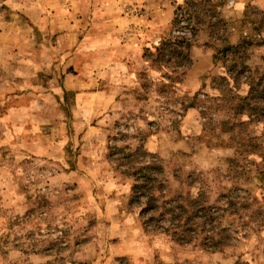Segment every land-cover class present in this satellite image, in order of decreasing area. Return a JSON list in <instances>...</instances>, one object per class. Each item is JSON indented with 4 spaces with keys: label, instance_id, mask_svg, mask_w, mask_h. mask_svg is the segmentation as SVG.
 <instances>
[{
    "label": "rangeland",
    "instance_id": "obj_1",
    "mask_svg": "<svg viewBox=\"0 0 264 264\" xmlns=\"http://www.w3.org/2000/svg\"><path fill=\"white\" fill-rule=\"evenodd\" d=\"M260 82L264 0H0V264H264ZM126 148L228 241L146 232Z\"/></svg>",
    "mask_w": 264,
    "mask_h": 264
},
{
    "label": "trees",
    "instance_id": "obj_2",
    "mask_svg": "<svg viewBox=\"0 0 264 264\" xmlns=\"http://www.w3.org/2000/svg\"><path fill=\"white\" fill-rule=\"evenodd\" d=\"M260 86L261 82L251 85L243 102L250 112L264 115V105H257V99L264 98V86ZM123 150L127 160L123 164L125 169L120 167V171L134 182L132 201L140 208L139 218L146 232L151 230L152 225L161 229L159 223L166 220L168 225L163 230L171 232L179 242L186 241L184 237L195 235L201 240L200 246L212 251V248H218L221 243L228 241L221 234L225 230L212 228V206H207L201 199L192 200L191 195L185 197L171 193L161 177L162 169L158 164L155 161L146 163L138 158L139 155L141 158L146 155L142 148ZM228 204L230 206V201Z\"/></svg>",
    "mask_w": 264,
    "mask_h": 264
}]
</instances>
